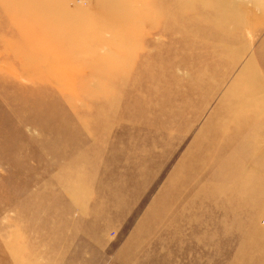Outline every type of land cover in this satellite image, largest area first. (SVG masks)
Listing matches in <instances>:
<instances>
[{
    "label": "rangeland",
    "instance_id": "1",
    "mask_svg": "<svg viewBox=\"0 0 264 264\" xmlns=\"http://www.w3.org/2000/svg\"><path fill=\"white\" fill-rule=\"evenodd\" d=\"M0 264H264V0H0Z\"/></svg>",
    "mask_w": 264,
    "mask_h": 264
}]
</instances>
